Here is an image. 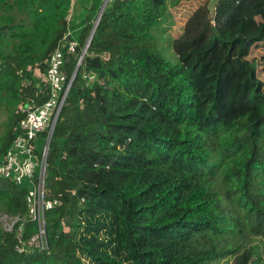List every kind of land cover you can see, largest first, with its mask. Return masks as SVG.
Segmentation results:
<instances>
[{
	"label": "trees",
	"instance_id": "trees-1",
	"mask_svg": "<svg viewBox=\"0 0 264 264\" xmlns=\"http://www.w3.org/2000/svg\"><path fill=\"white\" fill-rule=\"evenodd\" d=\"M205 2L109 0L48 150L49 247L18 252L24 222V242L39 233L32 189L0 178V211L22 218L11 232L0 223V264H215L232 256L250 264L257 256L222 238L235 229L264 237V84L252 66L220 100L189 57L174 63L156 47L154 30ZM104 3L0 0V11L16 15L0 21V108L10 119L0 161L23 109L49 99L43 77L58 50L65 94ZM250 15L264 16V0H218L204 30L210 48L243 47L234 33ZM8 36L20 42L4 51ZM47 137L36 143L37 159Z\"/></svg>",
	"mask_w": 264,
	"mask_h": 264
},
{
	"label": "rangeland",
	"instance_id": "rangeland-1",
	"mask_svg": "<svg viewBox=\"0 0 264 264\" xmlns=\"http://www.w3.org/2000/svg\"><path fill=\"white\" fill-rule=\"evenodd\" d=\"M173 1L168 0L169 4ZM205 1L200 9H195L191 18L179 16L177 19L171 16L162 27L154 30L157 49L164 57L174 63L179 60L181 55L189 57L193 66L198 70V75L202 76L201 74H203L204 79L217 93L220 100L224 98L232 79L240 78L252 72V66L255 68L254 72L258 79L264 84V16L250 15L241 21L239 29L234 34L245 40L246 43L243 47L231 49L220 46L212 49L210 48V36L204 30L213 24L214 10L218 0ZM12 15L16 17L12 9L8 10L7 13L0 11V21L4 24L10 20L9 16ZM181 34L184 35L182 38L180 37ZM69 35L68 32L65 40ZM19 42V40H14L8 36L3 39V50H11L14 44ZM58 76L55 83L56 95H50L49 99L41 106L31 104L34 107H40V111L47 116L51 114L50 120H53V115L58 110L65 95L60 94L65 83L62 75L58 74ZM48 87L50 88L49 84L44 89L45 97L50 92ZM9 123L10 119L6 110L0 108V139L8 131ZM30 206L33 207L32 202ZM0 220H2V227L6 229L18 221H22V218L14 219L0 211ZM238 231L235 229L224 235L222 238L224 247L240 245H244L243 249L255 247L258 250L257 256L253 258L250 264H264V237L253 234L251 230H248L245 235ZM236 259L237 256H232L215 264H236Z\"/></svg>",
	"mask_w": 264,
	"mask_h": 264
},
{
	"label": "built area",
	"instance_id": "built-area-1",
	"mask_svg": "<svg viewBox=\"0 0 264 264\" xmlns=\"http://www.w3.org/2000/svg\"><path fill=\"white\" fill-rule=\"evenodd\" d=\"M77 44L71 42L69 50L75 52ZM60 64V52L56 51L54 60L51 65L50 73L47 77H43L50 85L49 93L56 95L55 83L58 76L57 68ZM64 99V98H63ZM63 100L58 107V110L53 115V120H50V115H46L40 111V107H34L29 104L23 109L24 117L19 125V133L5 156L0 161V178L14 177L16 180L25 179L28 181L32 189L31 202L33 203V221H37L39 233L35 235L29 243L23 241V228L25 222L20 226L17 239L19 253H30L33 248L40 250L48 249L46 228H45V176L47 169L48 145L53 136L57 119L61 111ZM47 133L46 146L43 149V154L40 159H37L35 151L37 141L40 135ZM2 220H0L1 223ZM16 224L6 228L7 232H11ZM30 249V250H29Z\"/></svg>",
	"mask_w": 264,
	"mask_h": 264
},
{
	"label": "water",
	"instance_id": "water-1",
	"mask_svg": "<svg viewBox=\"0 0 264 264\" xmlns=\"http://www.w3.org/2000/svg\"><path fill=\"white\" fill-rule=\"evenodd\" d=\"M108 2H109V0H105V3H104V5H103V8H102L101 13H100V15H99V18H98V20H97V22H96V24H95V26H94V28H93L91 34H90V37H89L88 43H87L85 49L83 50V53H82L81 59H80L78 65H77V68H76V70H75V72H74V75H73V77H72V80H71V82H70V84H69V86H68V88H67V90H66V92H65L62 106H63V104H64V102H65V99H66V97H67V94H68V92H69V89H70V87H71V85H72V83H73V80L75 79V77H76V75H77V72H78V70H79V68H80V66H81V64H82V62H83V60H84L85 54L87 53V51H88V49H89V47H90V45H91V40L93 39V35H94L95 30H96V28H97V26H98V24H99V20H100L102 14H103V11H104L105 7L107 6ZM62 106H61V107H62ZM50 142H51V141H50ZM50 142H49V145H48V150H49V147H50Z\"/></svg>",
	"mask_w": 264,
	"mask_h": 264
}]
</instances>
